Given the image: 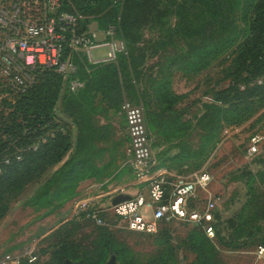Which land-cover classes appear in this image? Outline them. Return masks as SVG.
<instances>
[{
  "label": "rangeland",
  "instance_id": "1",
  "mask_svg": "<svg viewBox=\"0 0 264 264\" xmlns=\"http://www.w3.org/2000/svg\"><path fill=\"white\" fill-rule=\"evenodd\" d=\"M256 1L117 4L118 35L135 51L125 56L128 73L120 58L90 64L76 55L80 89L62 76L51 105L36 98L39 111L30 114L47 116L46 110L59 124L54 147L32 155L10 177L13 184H0V256L33 246L35 264H264L256 251L264 244V95L256 88L262 79L239 80L248 76L239 57L250 34L248 2ZM112 4L89 13L83 30L112 24L100 27ZM126 14L134 25L127 38ZM109 66L121 73L124 100L144 107L153 153L170 181L202 168L211 173L200 195L216 198L217 237L178 221H160L154 233L134 232L111 214L101 226L71 206L82 197L109 208L137 192L130 194L136 180L125 116L102 92ZM88 87L90 103L82 97Z\"/></svg>",
  "mask_w": 264,
  "mask_h": 264
},
{
  "label": "built area",
  "instance_id": "2",
  "mask_svg": "<svg viewBox=\"0 0 264 264\" xmlns=\"http://www.w3.org/2000/svg\"><path fill=\"white\" fill-rule=\"evenodd\" d=\"M68 6L74 8L72 0H0V141L14 147L11 154L0 158V174L13 160L21 161L26 151L38 150L46 138L40 124L26 129L27 120L17 110L19 101L40 83L46 71L55 70L74 80L73 88L77 90L82 82L76 55L90 64H100L115 62L128 53L125 39L118 35V24L83 30L87 16ZM120 112L126 120L128 163L136 184L143 186L136 195L109 208L94 206L82 197L74 198L71 206L101 226L107 224L109 214L134 232L154 233L160 221H178L198 225L208 237L215 238L216 198L200 195L211 181V173L202 168L170 181L169 171L160 167L153 153L144 107L125 100ZM15 125L24 128L13 135L8 128ZM22 135H29L31 142L17 143ZM256 251L263 257L264 245ZM38 259V250L32 246L20 255L0 256V264H32Z\"/></svg>",
  "mask_w": 264,
  "mask_h": 264
},
{
  "label": "trees",
  "instance_id": "3",
  "mask_svg": "<svg viewBox=\"0 0 264 264\" xmlns=\"http://www.w3.org/2000/svg\"><path fill=\"white\" fill-rule=\"evenodd\" d=\"M97 5H94L92 0H72L74 4L73 6H68V9H71L73 11H79L84 13L86 16L89 15V13H99L102 10H105L108 8L112 2V0H96ZM121 2H124V0L116 2L113 0V7L110 8L105 16H103V19H100V27L103 28L107 25V23L111 22L112 24H115L117 21V12H118V6L117 4H120ZM128 4H134V5H140L144 2V0H126ZM248 5H252L253 9H251V14L248 18L249 23V31L250 34L245 40V51H243L239 57V62H244L240 64L241 66H245V73L248 74L246 76V79L240 78L239 80H245V83L250 82L248 80L249 75L252 79H262V84L256 83V88L261 89L262 95H264V0H257L254 4L252 2H248ZM129 14H126L124 21L122 23V30L124 32V36H129V31H131V28L134 27L132 22L130 21V18L128 17ZM87 20V19H86ZM86 22V21H85ZM131 22V23H130ZM126 41V40H125ZM127 43V42H126ZM128 48V44H127ZM132 53V54H131ZM135 51L130 52L128 48L127 54H121L119 58L121 59L120 65L122 66V73H128V57H125L129 54L134 55ZM246 54H250V57H246ZM118 58V59H119ZM250 61V63H246ZM105 73L102 76L104 83L102 85V92L104 96L109 99L111 102H113L115 105L118 106V109L121 111V107L124 100L123 90L121 81L119 79V75L121 73L116 68V66H109L105 68ZM81 71L79 68V75ZM99 75V74H98ZM127 76V75H126ZM81 77V76H80ZM241 77L240 74H237V78ZM61 78L62 75L55 70L46 71L44 73V76L42 77L40 83L34 87L24 98H22L18 105L17 110L19 113H21L24 118L27 120V123L25 125L26 129H33L35 125L40 124L41 127V134H43L46 138L44 141L40 143V146L38 150H28L24 153L23 159L21 161L13 160V162L8 165L2 174H0V184L7 183L8 186L13 184L16 181V178H10L15 173H21L23 169L26 167L27 162L31 160V156L34 155L36 152L41 151L42 149L49 148L50 150L53 149L54 145V139L56 135L54 136V126L59 125L56 124L54 121V117L51 115H48L49 112H45L46 110H43V114L47 113V116H42L41 114H30V110L39 111L37 110V106L35 108V100L39 99L41 104L48 105V101L53 102V95L57 93L59 86L61 85ZM80 89V88H79ZM78 89V90H79ZM36 96V97H35ZM85 97L84 101L90 103L91 100H93V96L91 95V88H86L84 93H82V97ZM91 97L89 99L88 97ZM260 101H263L264 98H260ZM134 102V101H132ZM136 103V102H134ZM138 104V103H136ZM47 108V106H45ZM33 108V109H32ZM145 112V110H144ZM146 119V117H145ZM24 127H20L19 125L10 126L8 129L9 131L14 135L16 131L23 130ZM53 132V136H50L49 134ZM57 132V131H56ZM29 135H22L18 142L21 145H27L31 140L29 139ZM14 151V147L10 145L8 142H1L0 141V158L4 154H11ZM29 159V160H28ZM26 164V165H25ZM1 192V189H0ZM203 230V229H202ZM204 232V230H203ZM205 233V232H204ZM218 234L217 226H216V237ZM205 236L207 234L205 233ZM208 237V236H207ZM264 245V244H259ZM258 245V246H259ZM257 246V247H258ZM36 263V262H35ZM32 263V264H35ZM22 264H31L27 261H24Z\"/></svg>",
  "mask_w": 264,
  "mask_h": 264
},
{
  "label": "crops",
  "instance_id": "4",
  "mask_svg": "<svg viewBox=\"0 0 264 264\" xmlns=\"http://www.w3.org/2000/svg\"><path fill=\"white\" fill-rule=\"evenodd\" d=\"M142 186H143V185H137V184H136V187H134L133 189L130 190V194L135 193L136 190H137V192H138ZM137 192H136V194H137ZM136 194H135V195H136Z\"/></svg>",
  "mask_w": 264,
  "mask_h": 264
},
{
  "label": "water",
  "instance_id": "5",
  "mask_svg": "<svg viewBox=\"0 0 264 264\" xmlns=\"http://www.w3.org/2000/svg\"><path fill=\"white\" fill-rule=\"evenodd\" d=\"M122 200H123V199H122ZM119 201H120V200H119ZM117 202H118V201H117ZM117 202H116V203H117Z\"/></svg>",
  "mask_w": 264,
  "mask_h": 264
}]
</instances>
